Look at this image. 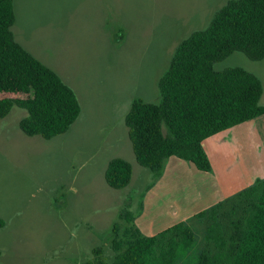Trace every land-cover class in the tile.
<instances>
[{
	"label": "rangeland",
	"instance_id": "374dc122",
	"mask_svg": "<svg viewBox=\"0 0 264 264\" xmlns=\"http://www.w3.org/2000/svg\"><path fill=\"white\" fill-rule=\"evenodd\" d=\"M13 1L15 40L75 90L83 115L48 139L20 129L24 109L14 106L0 118V264H81L95 258L94 248L111 262L112 243L129 239L128 218L152 182L133 156L124 116L137 100L156 106L170 62L233 0ZM214 68L252 73L264 105V58L235 51ZM117 153L133 167L120 189L104 178ZM183 183L188 199L208 190L196 174ZM231 205L217 210L226 237L245 212L240 206L233 214ZM209 222L207 215L191 219L194 241L176 264H197L200 252L215 250L205 238Z\"/></svg>",
	"mask_w": 264,
	"mask_h": 264
},
{
	"label": "trees",
	"instance_id": "16d2710c",
	"mask_svg": "<svg viewBox=\"0 0 264 264\" xmlns=\"http://www.w3.org/2000/svg\"><path fill=\"white\" fill-rule=\"evenodd\" d=\"M14 1L0 0V118L12 107L24 109L20 129L27 135L51 138L64 133L80 113L73 89L49 66L35 58L14 38ZM235 51L251 60L264 58V0L230 1L215 18L210 30L187 45L174 58L161 83L160 98L153 109L135 101L124 116L136 162L152 173L148 189L162 174L168 157L176 156L210 171L202 140L221 130L264 114L258 79L242 68L216 70L214 64ZM6 95H14L6 96ZM132 176L131 163L109 160L104 178L120 189ZM232 201V213L245 210L225 236L217 210ZM196 214L210 219L205 238L215 250H203L197 264H264V178L227 200ZM125 243L113 242L111 262L93 249L95 258L81 264H176L179 250L190 247L194 234L181 221L152 236H143L131 226Z\"/></svg>",
	"mask_w": 264,
	"mask_h": 264
},
{
	"label": "crops",
	"instance_id": "0c3cea01",
	"mask_svg": "<svg viewBox=\"0 0 264 264\" xmlns=\"http://www.w3.org/2000/svg\"><path fill=\"white\" fill-rule=\"evenodd\" d=\"M75 94L80 113L74 124L83 115L80 98ZM118 139L115 136V141ZM201 144L211 170H199L189 161L176 156L168 157L162 174L146 189L139 210L132 218L131 226L139 234L152 236L181 221L190 225L197 213L227 200L254 184L257 179L264 178V114L210 135ZM115 157L125 158L121 153L115 154ZM190 174H196L198 182L208 190L202 193L199 190L188 199L189 188H185L183 179Z\"/></svg>",
	"mask_w": 264,
	"mask_h": 264
}]
</instances>
